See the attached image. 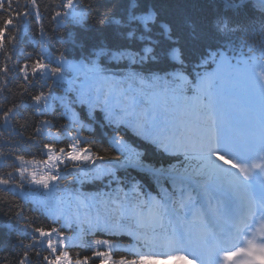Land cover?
<instances>
[{"label":"snow or ice","instance_id":"obj_1","mask_svg":"<svg viewBox=\"0 0 264 264\" xmlns=\"http://www.w3.org/2000/svg\"><path fill=\"white\" fill-rule=\"evenodd\" d=\"M259 3L264 10V0ZM244 6L245 0H222L207 31L188 22L190 41L202 46L191 68L172 26L148 0H120L119 13L102 14L116 43L102 36L86 62L61 55L53 66L43 58L44 43L40 58L23 52V63L13 59L14 33L24 31L18 22L42 17L39 0H26L23 8L0 0L7 13L0 25V128L19 137L0 143V158L12 161L0 186L23 192L50 218L46 227L16 211L30 241L20 242L17 264H264V33L257 54L240 18ZM53 7L67 9L52 18L68 24L95 19L100 11L95 0H61ZM39 31L44 36L42 23ZM12 82L16 93L8 87ZM20 95L31 101V115L17 104ZM58 108L69 123L44 142L57 125L31 116L55 115ZM97 126L113 133L106 148L81 135ZM137 141L175 162L157 167L145 161ZM33 147L46 159H36ZM130 169L154 181L157 194L141 180H129ZM72 170L81 185L100 182L109 190L62 189ZM73 226L77 231L69 237L62 229ZM96 233L114 239L84 241ZM124 236L132 243L116 242Z\"/></svg>","mask_w":264,"mask_h":264},{"label":"trees","instance_id":"obj_2","mask_svg":"<svg viewBox=\"0 0 264 264\" xmlns=\"http://www.w3.org/2000/svg\"><path fill=\"white\" fill-rule=\"evenodd\" d=\"M64 2H66V0H64ZM84 2H87V0H84ZM17 3L21 8H23L26 0H13V8L16 7ZM39 3L42 9V17L39 20L29 17L26 21L18 22V26L24 29V31L14 33L18 36L13 57L14 60H19L23 63V52L32 53V59L40 58L38 55L41 52L40 45L41 43H44L45 47L43 50V58L45 59V62L52 61L53 66H55V58L61 55L72 63L86 62L93 46L97 45L101 41L102 36H107L111 43H116L112 36V29L105 27L103 24L102 14L105 11L119 13L120 0H95L96 5H98L100 9L99 13H97L95 19L86 20L82 24L60 23L58 20L52 18V15L56 10L67 11V9L54 7L48 8L49 5L60 4L61 0H39ZM148 3L154 4L162 21L168 22L172 26L173 32L175 33L174 39H177L183 46V51L186 57L185 63L189 66V68H191L192 62H194L200 55L202 46L194 45L190 41V28L188 27V22H194L195 24L205 28L207 31L209 21L214 15H216L220 8H222V0H148ZM261 8L262 6L260 5L259 0H245V6L240 10V18L248 25L247 38L250 43L256 45L257 54L259 53V49L262 44V33H264V28H262V25H264V10H261ZM6 15V12L0 11V25H2V21L6 18ZM41 23L45 29L44 36H41L39 31ZM10 31L14 30L10 29ZM207 42H212L210 32L208 34ZM6 47H8L10 51L12 50L10 43L6 44ZM243 51L247 52V47H244ZM2 62L3 57H0V63ZM11 63L12 62L9 61L10 65ZM13 71L15 70L13 69ZM9 75L11 76L12 73H9ZM68 78L70 79L71 77ZM41 83H43V81H41ZM8 87L13 93L18 91L15 82L9 83ZM53 87L55 89V86ZM65 87H67V85L55 89V94H61ZM30 91L35 92L37 89L32 88ZM9 98L12 99L13 97L10 96ZM14 98L16 99L17 104H23L28 107V114L31 115V101L28 96L20 95ZM60 111L62 110L58 108L55 115L49 113L47 116H40L39 114L31 116V119L36 123H39L42 119H49L57 125V127L47 130L52 135L43 136L42 139L44 142L53 141L54 134L58 131L59 126L69 123L66 118L61 119ZM21 131L24 130L21 129ZM31 132L32 130L29 129L24 132V135L27 136L31 134ZM81 135L83 137L95 139V147L98 149L100 147H108V138L111 137L113 133L110 128H100L97 126L94 133L85 130L81 132ZM119 135L128 139V136L123 132H120ZM7 139L18 140L19 137L14 133H10L0 128V143H3V141ZM137 144L145 152L143 159L156 165L157 167L160 165L167 166L169 163L175 162L173 158L157 151L152 145L144 144L139 141H137ZM57 146L65 147L66 142L58 143ZM7 151L8 149H5L6 153ZM31 152L38 160L46 159V157L35 147L31 149ZM109 152L112 155H118V153L112 149H109ZM23 154H25L29 159L32 158V156L27 153ZM11 164V160L5 162L2 158H0V174L10 171ZM72 171L73 175L68 176L66 181L61 182L60 186L62 189L66 188L69 191L79 190L88 193H93L101 189L105 191L109 190L104 188L103 184L100 182H96L95 184L85 183L84 185H81L79 181L73 178L76 174L75 170ZM129 171V180L132 177H135L136 179L141 180L147 186V190L151 191L153 195L157 194L159 190L158 186L154 183V181L150 180L148 176L141 175L131 169ZM118 175L124 176L125 174L120 172ZM114 186L115 185H113V187ZM164 186L170 190L168 182H164ZM0 198H2L0 199V264H17L18 260L21 258V253L24 250L20 246V242L22 241L23 244L27 245L30 241L28 239V233L24 232L22 229L23 222L18 221L15 217L16 211L23 210L25 216L34 218L38 224H43L46 227L50 224V218H48L46 214L42 215L41 212L37 210V207L32 200L30 198H26L24 193L21 191H16L14 193L6 192L3 191L2 186H0ZM54 226L59 227L60 223H57ZM62 230H64L66 235L69 237L74 236L77 231L75 226H73L72 229ZM94 239L114 238L101 233L86 235L84 237L85 242H91ZM116 242L123 246H127L132 243V240L129 237L124 236L116 240ZM72 250L79 252L81 255L91 254L90 251H86L80 247H74ZM114 255H128V253L116 252ZM33 264H36L35 260L33 261ZM94 264H96V262H94Z\"/></svg>","mask_w":264,"mask_h":264}]
</instances>
